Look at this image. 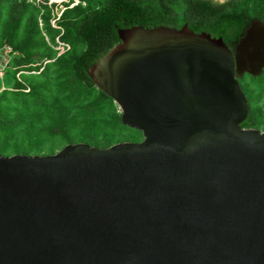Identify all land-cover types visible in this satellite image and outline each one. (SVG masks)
I'll list each match as a JSON object with an SVG mask.
<instances>
[{"label": "water", "instance_id": "1", "mask_svg": "<svg viewBox=\"0 0 264 264\" xmlns=\"http://www.w3.org/2000/svg\"><path fill=\"white\" fill-rule=\"evenodd\" d=\"M87 69L140 142L0 155V264H264V130L238 79L264 68V25L235 45L182 28L118 30Z\"/></svg>", "mask_w": 264, "mask_h": 264}, {"label": "trees", "instance_id": "2", "mask_svg": "<svg viewBox=\"0 0 264 264\" xmlns=\"http://www.w3.org/2000/svg\"><path fill=\"white\" fill-rule=\"evenodd\" d=\"M77 1L57 17L46 1L0 0V46L17 53L0 78V155H51L75 143L105 149L143 139L121 124L118 106L87 74L117 44L118 30L180 29L186 21L234 51L251 22L264 25V0ZM55 38L67 46L60 55ZM238 81L249 105L241 127L263 131L264 68Z\"/></svg>", "mask_w": 264, "mask_h": 264}, {"label": "built area", "instance_id": "3", "mask_svg": "<svg viewBox=\"0 0 264 264\" xmlns=\"http://www.w3.org/2000/svg\"><path fill=\"white\" fill-rule=\"evenodd\" d=\"M60 14L58 15V17L60 16ZM54 22H55V20H54ZM57 43L60 46L59 48L62 49V51H59L58 54H57V55H60L61 53H63L65 51V46L66 45L63 44V43H60L58 41H57ZM16 55H17V53L15 51H13L12 48L9 45L4 44V45L0 46V78L1 79H2V77L4 75V73L6 72V70L8 69V67H9V63H10L12 57H14ZM20 73H27V72H20ZM19 74L16 75L18 80H20ZM2 89H4V88H2ZM27 90L28 89H26L25 91H27Z\"/></svg>", "mask_w": 264, "mask_h": 264}, {"label": "rangeland", "instance_id": "4", "mask_svg": "<svg viewBox=\"0 0 264 264\" xmlns=\"http://www.w3.org/2000/svg\"><path fill=\"white\" fill-rule=\"evenodd\" d=\"M36 1L37 2L46 1L48 5H50V4L55 5L53 7V11H54V13H57V17L64 10L66 4H71V6H73V5L77 4V2H78L77 0H36ZM219 1H223V0H219ZM55 2H58V3H55ZM59 2H61V3H59ZM51 24L54 26V20H51ZM55 41L57 42V38H55ZM59 47L60 46L57 43V45L55 47V49L57 50V54H58L59 51H62V49L59 48ZM66 49H67V47H65V50ZM6 81H7V79H6Z\"/></svg>", "mask_w": 264, "mask_h": 264}]
</instances>
